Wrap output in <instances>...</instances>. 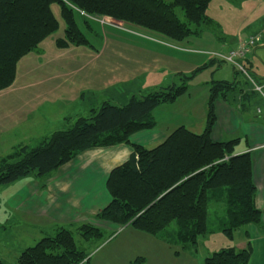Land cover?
Returning <instances> with one entry per match:
<instances>
[{
  "label": "trees",
  "instance_id": "16d2710c",
  "mask_svg": "<svg viewBox=\"0 0 264 264\" xmlns=\"http://www.w3.org/2000/svg\"><path fill=\"white\" fill-rule=\"evenodd\" d=\"M211 1L0 0V91L14 83L17 63L57 32L59 23L53 6H58L65 26L63 36L54 39V44L64 50L88 47L81 28L92 31L91 22L99 23L92 18L113 20L180 44L201 36L202 27H216L206 16ZM189 80L191 76H181L179 87L139 99L132 96L124 106L103 103L89 117L76 119L70 128L53 133L36 146L18 147L0 159V187L31 173L46 178L90 149L127 145L132 152L127 161L109 173L105 187L110 201L95 220L151 237L166 233L163 238L169 245L190 251L209 233L210 206L223 209L221 232L230 241L238 230L258 226L261 212L255 206L250 155L234 153L237 140L211 139L214 102L234 84L215 82L209 88L202 133L194 134L181 126L153 149L130 143L133 134L156 127L155 110L185 95ZM73 231L84 241L98 242L105 236L89 224L75 230L58 229L22 251L17 264H88V255L77 248ZM250 256L249 245L243 250L230 247L212 253L203 264H248Z\"/></svg>",
  "mask_w": 264,
  "mask_h": 264
},
{
  "label": "crops",
  "instance_id": "0c3cea01",
  "mask_svg": "<svg viewBox=\"0 0 264 264\" xmlns=\"http://www.w3.org/2000/svg\"><path fill=\"white\" fill-rule=\"evenodd\" d=\"M256 35L260 37V45L257 44L250 55L254 57L257 55L260 58L261 50L258 49L264 48V27L236 40L218 39L217 41L227 46L228 50L226 52H228L236 48L243 40ZM128 37L137 40L139 45L140 43L142 45L145 43L147 45H144L145 47H152L149 52L156 53L153 57L154 65L150 69V73L160 74L155 77V83H159L160 86L171 83L174 86L177 81L176 74L180 77L185 76V69L176 67L175 70H171L168 67V60L166 59L170 55L167 48L162 45V42L165 41L156 38L162 42H152L142 37L132 36V34L128 35ZM52 46L51 49L54 51L52 52L54 56L50 61L62 59L68 49H71L70 47L64 50L57 49L54 40ZM40 48L42 47L40 46ZM81 51L88 52L87 50ZM180 55L177 57H180ZM249 57L247 61L252 66V61L251 59L249 60ZM63 61V63L60 62L59 67L63 71L69 69V73H71V61L68 58ZM198 66H201V64L193 66L191 70ZM93 77L96 78L98 76L93 75ZM254 77L258 78L255 75ZM258 79L264 83V74ZM215 82L217 81L212 80V82L204 81L191 84L189 81L186 94L178 100H192V112L186 111L178 117L176 115L171 117L169 116L170 114L166 117L161 115L158 117L159 112H154L153 118L156 122V127L152 130L133 134L130 137V143L146 149H153L160 145L173 130L181 126L194 134L202 133L205 125L209 88ZM82 90L83 88L73 98L72 93L67 92L63 95L64 97L59 96V100H11L8 102L7 104L14 106L12 110L6 108V113L10 114L14 111L15 115L10 114L7 118L8 126L5 129L6 133H10L13 130L16 137L12 135L15 138L7 145L8 148L5 150L7 154H11L18 147L37 145L41 140L53 133L70 128L76 119L89 117L90 112L97 110L103 103L122 106L126 102V100H119L122 94L114 93L113 89H111L112 94L116 96L114 100L109 99L112 94L108 92L102 94V100H85L86 97ZM94 90H97V88ZM229 93L227 92L224 97H218L214 102L215 123L211 132V139L214 142L237 140L234 146V153L237 155L248 153L250 155L251 176L256 190L255 206L261 212V223L258 226L249 225L240 229L243 231L244 243L237 245L234 238L231 241L225 240L226 242H222L218 249H214V252L230 247L236 250H243L249 245L251 256L248 264H264V122L262 119L264 115V99L255 93L252 87H240L238 98L243 104L238 107L235 95H230ZM79 94L81 100H77ZM123 95H127L126 92ZM116 98L118 100H115ZM257 110H260L261 114H258ZM193 130L199 131L195 133ZM131 152V148L127 145L90 149L52 172L46 178L26 177L18 180L14 185L11 184L12 189L15 188L13 193L3 194L5 207L11 215L14 214L19 225L29 228L25 229L31 231L30 234H27L26 239L32 244L34 242L36 244L41 237L53 235L58 229L75 230L82 224H89L101 229L105 233L103 240H108L111 243L121 232L128 230L129 227L118 228L109 223L95 220V216L110 201L105 187L109 173L127 161ZM158 237L161 236L153 237L151 240L156 242L162 240ZM129 240L142 241V236L132 230L123 242ZM99 242H92V244H99ZM164 242L165 245L158 242L159 246L153 251L155 254L159 252L160 255H166L167 253L175 259L185 256L184 251L186 250H181L180 248L173 250L166 246L169 245L166 241ZM88 244L91 245V241H85L83 245ZM27 248L30 247L25 249ZM125 249L127 247L119 250L116 254L112 253L110 256L103 258V260L101 258L100 261L95 260V256L90 258L89 254L86 253L89 259L88 264H106L105 262L110 261V259L119 261L120 264L145 263L143 257H136L135 253L130 255V252ZM141 258L144 260L140 261ZM164 259H166V256Z\"/></svg>",
  "mask_w": 264,
  "mask_h": 264
},
{
  "label": "rangeland",
  "instance_id": "374dc122",
  "mask_svg": "<svg viewBox=\"0 0 264 264\" xmlns=\"http://www.w3.org/2000/svg\"><path fill=\"white\" fill-rule=\"evenodd\" d=\"M165 1L169 3L172 0ZM52 12L59 23L57 32L48 38L44 45H41L42 48L38 49L33 55L27 56L26 59L24 57L17 63L15 82L7 89L0 91V159L8 155L5 151L8 148L7 145L16 137L13 130L10 133H6L5 129L8 126L7 118L10 114L15 115L14 111L10 114L5 111L6 108L9 110L13 109L14 105L7 104L11 100H59L58 97H64L63 95L67 92H71L73 98L82 88L86 97L85 100H102V94L105 92L112 94L111 89H113L114 93L122 94L119 100H126L122 105L124 106L132 96L139 99L152 92L170 87H179L181 85V77L177 74L175 75L177 81L174 86L171 83L163 84L162 86L159 83H155V77L160 74H152L150 69L154 65L153 57L156 53L149 52L152 47H145L147 46L145 43L143 45L140 43L139 45L137 40L128 37L130 34L152 42H162L156 38L165 41L162 42V45L167 48L170 55L166 59L168 60V67L171 70H175L176 67L185 69L184 75L186 77L191 76V80H189L191 84L204 81L212 82V80L234 84L235 89L229 90L228 93L235 95L236 101L239 103H236L238 107L243 104L238 98L240 87H252L231 64L214 58L212 54H222L228 50L227 46L217 41L218 39L236 40L264 27V0H212L206 11V16L214 22L216 27L213 29L202 27L201 36H192L180 44L168 43L167 40L160 36L113 20L92 18L93 20L105 21L106 24L101 25L91 22L92 31L88 32L81 28L89 41L88 47H70L71 49H68L64 54L65 57L55 61H50L54 56V53H52L54 51L51 49L53 47L52 43L54 39L63 36L65 26L60 18L58 6H53ZM177 14L179 19L184 21L178 11ZM257 44L260 45V41ZM81 50H87L88 52ZM258 50H261L260 58L257 55L256 57L251 55L249 57V60L251 59L252 61V66L248 61L243 62L244 68L256 81H260L258 78L264 74V48ZM179 54H181L180 57H177ZM66 58L71 61V73H69V69L63 71L59 67ZM200 64L201 66L191 70L193 66ZM93 75L98 77L94 78ZM254 75L258 78L254 77ZM95 88L97 90H94ZM125 92L127 95H123ZM109 97L110 100H114L116 96L112 94ZM77 100H81L80 94L77 96ZM115 100H118V98ZM192 103V100H178L177 103L160 106L155 112H159L158 117L160 115L166 117L168 114L171 117L174 115L178 117L186 111L191 113ZM193 131L196 133L199 130ZM12 135H15V137ZM34 146L36 144L32 147ZM32 177H35L34 173L28 175V178ZM11 186L10 184L6 187H0V262L2 264H17L20 253L26 247L35 245V242L32 244L26 239L27 234H30L31 231L25 229L29 228L19 225L14 214L11 215L5 207L3 194L13 193L15 188L12 189ZM223 217L222 208L210 206L207 220L209 233L199 239L196 249L184 251L185 256L179 259H175L167 253L166 255H160L159 252L157 254L153 252L159 246L158 242L165 245L163 236L166 233L160 234L162 237L158 238L162 240L158 242L152 241L153 237L140 232L138 233L142 236V241L129 240L123 242L126 236L128 237L129 233L134 230L129 228L121 232L111 243L102 239V242L98 241L99 244L94 243L95 246L92 242L97 241H91V245H83L85 241L81 239L79 233L73 231L72 234L77 248L88 253L90 258L95 256V260L99 261L101 258L103 260V258L110 256L112 253L116 254L119 250L127 247L125 250H128L130 255L135 253L136 257L145 259L143 264H203L205 257L214 253V249H218L222 242L228 240L221 232ZM173 227L174 225L171 226V228ZM242 232L240 230L233 235L237 245L245 241L244 237H242ZM166 246L173 250L178 248L172 245ZM165 256L166 259H164ZM143 258L140 261L144 260ZM105 263L120 264L119 261L114 259H110V261Z\"/></svg>",
  "mask_w": 264,
  "mask_h": 264
},
{
  "label": "built area",
  "instance_id": "2783aa9c",
  "mask_svg": "<svg viewBox=\"0 0 264 264\" xmlns=\"http://www.w3.org/2000/svg\"><path fill=\"white\" fill-rule=\"evenodd\" d=\"M97 21L100 24H106L105 21ZM259 41V36L249 37L243 40L235 49L222 54L213 53L212 56L222 62L231 64L237 70V72L242 74L244 78L251 84L253 91L264 99V83L254 80L243 66V62L247 61L251 51ZM257 113L261 114V111L257 110ZM262 119L264 122V115L262 116Z\"/></svg>",
  "mask_w": 264,
  "mask_h": 264
}]
</instances>
